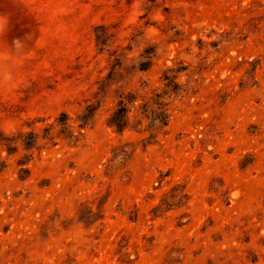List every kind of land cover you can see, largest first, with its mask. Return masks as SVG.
Instances as JSON below:
<instances>
[{
  "label": "rangeland",
  "instance_id": "rangeland-1",
  "mask_svg": "<svg viewBox=\"0 0 264 264\" xmlns=\"http://www.w3.org/2000/svg\"><path fill=\"white\" fill-rule=\"evenodd\" d=\"M117 62L81 141L44 139L62 113L80 132ZM179 66L166 135L108 127L117 91L149 99ZM0 131L40 136L0 142V264H264V0H0Z\"/></svg>",
  "mask_w": 264,
  "mask_h": 264
},
{
  "label": "trees",
  "instance_id": "trees-1",
  "mask_svg": "<svg viewBox=\"0 0 264 264\" xmlns=\"http://www.w3.org/2000/svg\"><path fill=\"white\" fill-rule=\"evenodd\" d=\"M155 1L156 0H150V2ZM100 31H102L101 28L96 29V41L99 49L103 51L112 35H109L106 32H103L100 35ZM141 57L143 61L139 63L138 69L139 71H146L152 65L154 52L145 50ZM119 65L120 62H117L112 66L108 75L99 84L95 101L88 102L84 110L78 116V128L80 129L78 134H75L69 116L66 113H62L56 121V126L58 127L56 136L51 132L52 127H47L44 129L45 134L43 138L49 140V142L53 144H55L56 138L67 140L72 145H76L80 142L83 137L81 130L91 129L95 124L97 113L103 103L102 97H105L107 90L114 85L116 67ZM186 70L187 68L185 66L167 68L162 75V87L156 90L149 99L140 98V96L132 91H117V105L107 120L108 127L112 128L115 132L122 134L127 129L134 128L133 123H135L136 126H142L145 123V131L149 133V141L156 142V139L160 134L166 135V129L171 117L170 105L185 92L184 85L180 83L179 77ZM133 111L137 112V116L135 117H139V119H134V116H132ZM39 139L40 136L35 132L20 133L18 136H8L0 131V142L6 147L9 154L17 152L18 144L26 151L31 152L38 148ZM129 156L130 152L122 149L118 153L117 162L122 164L126 162ZM32 160L33 157L32 154H30L25 158L23 163L20 162V165L22 166L20 169L21 178H26L28 176L29 170L24 166L27 162ZM173 192L174 195L172 197L174 200H162L161 203L154 208L156 214L169 210L173 204L172 202H175L176 200L181 201L187 198V195L182 194L178 189H173ZM88 214L89 218L88 216H80L79 221L87 225L90 219H93L94 222L100 219V216L98 214H93L92 211H89Z\"/></svg>",
  "mask_w": 264,
  "mask_h": 264
}]
</instances>
